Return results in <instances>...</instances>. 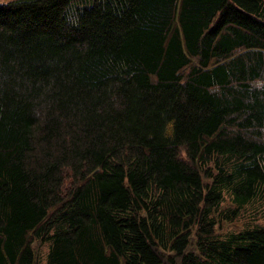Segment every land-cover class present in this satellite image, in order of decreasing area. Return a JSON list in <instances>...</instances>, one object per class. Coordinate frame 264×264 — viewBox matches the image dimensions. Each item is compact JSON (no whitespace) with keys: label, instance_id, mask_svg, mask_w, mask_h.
<instances>
[{"label":"trees","instance_id":"16d2710c","mask_svg":"<svg viewBox=\"0 0 264 264\" xmlns=\"http://www.w3.org/2000/svg\"><path fill=\"white\" fill-rule=\"evenodd\" d=\"M0 264H264V0L0 2Z\"/></svg>","mask_w":264,"mask_h":264},{"label":"rangeland","instance_id":"374dc122","mask_svg":"<svg viewBox=\"0 0 264 264\" xmlns=\"http://www.w3.org/2000/svg\"><path fill=\"white\" fill-rule=\"evenodd\" d=\"M8 0H0V2H7ZM244 224V220L238 219L236 218L235 220H233V222H225L223 225H221V230H234L236 228L241 227V225ZM37 244L35 243V248ZM39 248V246H38ZM46 251V244H41L40 246V252H41V258L43 259V256L45 254Z\"/></svg>","mask_w":264,"mask_h":264}]
</instances>
